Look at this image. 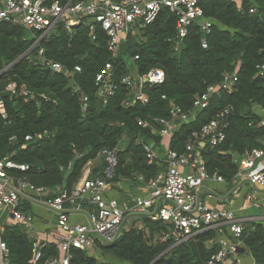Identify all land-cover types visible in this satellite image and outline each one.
<instances>
[{"label": "trees", "instance_id": "trees-1", "mask_svg": "<svg viewBox=\"0 0 264 264\" xmlns=\"http://www.w3.org/2000/svg\"><path fill=\"white\" fill-rule=\"evenodd\" d=\"M203 7L213 22L210 33L196 23L179 39L177 15L163 7L152 23L129 30L115 57L100 28L97 39L92 40L87 18L71 32L59 21L36 45L37 38L25 27L0 22V71L10 66L0 74V96L7 110L6 117L0 114V157L11 153L17 162L30 164L29 170L18 175L54 190L61 185L72 188L85 168L100 160L104 147L119 149L114 181L140 174L154 177L158 167L147 162L145 144L159 142L160 136L141 128L138 119L170 118L171 102L189 111L195 96L207 85L218 84L225 72H237L233 92L214 97L195 120L184 122L175 131L171 142L172 149L183 151L194 129L214 118L220 108L234 105L225 141L203 149L207 171H217L232 181L237 172L236 155L264 145V126L258 125L264 118V84L256 74L264 48V0H242L241 6L235 0H209ZM50 61L69 71H55ZM107 62L112 63L116 89L105 102L98 95L96 75ZM76 65L81 71H74ZM153 67L165 71V81L145 86L148 102L128 104L131 91L121 82L122 76L133 70L143 74ZM8 81L27 87L33 95H9L4 87ZM82 94L90 98L86 111ZM153 123L159 130V124ZM44 130L48 136L42 139H25ZM14 135L17 140L12 143ZM23 142L27 143L25 149L21 148ZM142 221L141 227L124 231L115 243L99 246L103 259L88 249L76 248L71 264H206L219 248L218 229L178 243L182 236L173 223L151 218ZM2 238L10 247L11 264H49L58 254L55 243H43L38 245L40 257L36 259L37 240L19 223L4 226ZM242 239L256 260H264V220L247 221Z\"/></svg>", "mask_w": 264, "mask_h": 264}, {"label": "built area", "instance_id": "built-area-1", "mask_svg": "<svg viewBox=\"0 0 264 264\" xmlns=\"http://www.w3.org/2000/svg\"><path fill=\"white\" fill-rule=\"evenodd\" d=\"M205 1L209 0H69L65 4L61 0H0V22L25 27L37 38L36 45L59 21H63L64 29L71 32L87 18L90 21L92 40L97 39L96 31L100 28L108 36V49L115 57L118 56L122 40H125L129 30L140 24L152 23L163 7H168L177 15L176 29L179 39L185 38L196 23H199L204 33H210L213 22L205 15ZM203 46H207L206 40H203ZM43 53L44 49L41 48L40 54ZM262 53L263 57L256 65V74L262 78L264 84V48ZM137 58L135 56L134 59ZM50 62L55 71H69L59 62ZM112 68V63L107 62L96 75L98 95L105 102L116 89L111 79ZM74 71H81V66L76 65ZM74 71L70 73L73 75ZM3 72L5 71H0V74ZM165 78V71L159 67H153L143 74L136 70L135 74L122 76L121 82L131 91L132 99L128 104L138 100L148 102L145 86L162 84ZM237 81V72H225L218 84L207 85L205 91L195 96L189 111L171 102L170 118H139L138 125L143 129H151L155 135L168 137L171 141L175 131L184 122L195 120L198 113L208 107L214 97L223 93L231 94ZM4 87L13 97L19 94L33 95L32 91L25 86H19L16 81H8ZM81 100L82 109L86 111L90 98L87 94H82ZM234 113L235 107L232 104L220 108L214 118L192 131L183 151L172 149L168 142L169 147L165 152L167 172L163 176L151 178L148 181L149 195L137 197L132 208L127 210L121 207L118 200L106 198V192L117 174V147L102 149L104 167L100 175L83 178L72 188L63 187L59 191L45 185H36L25 175H18V172L29 170L30 164L17 162L13 159V154H6L0 157V223L5 215H9L17 223L24 224L28 232L33 230V216L26 214L22 207L23 201L32 199L27 198L30 196L26 192L30 190L37 194L35 200L56 214L58 255L49 264H71L73 249L76 248L87 249L115 243L124 234L123 224L129 216L173 223L182 236L178 243L203 231L218 229L221 236L218 240L219 248L210 255L206 264H264V260L258 261L253 257L242 239L245 223L251 218L240 216L227 208L214 209L205 202L202 195L207 190L209 181L226 182L221 173L207 171L203 149L207 146L216 147L225 141ZM0 114L7 116L6 105L1 96ZM153 122L159 124V130L155 129ZM258 125L264 126V118H261ZM46 136L48 132L44 130L34 135L28 134L25 139H42ZM16 140V135L10 137V142L14 143ZM21 148H27V143L23 142ZM145 149L149 164L160 158L152 144H145ZM234 161L237 164L234 177L237 186L229 194H239L241 186L247 183L254 189L246 194L248 204L262 208L264 205L258 203L256 193L264 190V145L239 155ZM186 168L190 171L185 172ZM84 200L95 204L96 211L89 214L86 223H71V211L82 210ZM255 219L264 220V213ZM1 229L3 227L0 224V264H11L10 247L2 238ZM37 244L35 243L34 250ZM243 250L248 252L251 263L246 262ZM39 257L40 252H36V259Z\"/></svg>", "mask_w": 264, "mask_h": 264}, {"label": "crops", "instance_id": "crops-1", "mask_svg": "<svg viewBox=\"0 0 264 264\" xmlns=\"http://www.w3.org/2000/svg\"><path fill=\"white\" fill-rule=\"evenodd\" d=\"M238 6H241L242 0H235ZM132 73H136V70H133ZM173 138V137H172ZM168 142L170 143L171 147V141H169L168 137H162L160 136L159 142L157 140H150L148 143L152 144L153 149L157 152V154L160 156L159 159L155 160L154 162L157 164L158 167V173L151 178L160 177L163 176L167 170L168 165L165 161V152L167 150ZM239 155H236L235 158H238ZM104 167V160L103 157H100V160L96 163H91L88 165L87 168L82 172V175L80 179L77 181L79 183L83 178L93 177L96 175H100ZM72 168V163H69L68 169ZM190 169L186 168L185 172H189ZM94 172V173H93ZM23 176V175H20ZM151 178H146L143 174L137 175L134 178H123L120 180L112 181L110 184V187L108 191L106 192V198L107 199H116L120 203L121 207L124 209H131L132 205L134 204V201L137 197L140 196H148L149 195V189H148V181ZM76 183V184H77ZM65 185H61L57 187L55 190L59 191L61 188H63ZM237 186V182L235 179L232 181H226L224 182H217L216 180H211L207 184V190L202 194L205 202L214 209H220V208H227L229 210L235 211L238 215L244 216V217H250L251 220H256L255 218L261 216L264 213V206L262 208H256L253 206H250L246 200V194L250 193L254 189L248 185L247 183H244L243 186H241V190L239 194L233 195L229 194L230 191H232ZM27 195L32 198L28 199L27 201H23V210L26 214H29L33 216V222L32 227L33 230L28 232L27 228L22 225L27 233L32 237L35 238L34 242V249H35V243H38L36 246L37 251L38 245L43 243H55L56 244V237H57V230H56V214L49 210L47 207L42 206L35 198H37V194L33 191L27 190ZM211 193V194H209ZM257 199H262L264 205V190L258 191L256 193ZM83 209L80 211H71L70 214V222L73 224L76 223H86L89 217V214L91 212L96 211V205L89 202V201H82ZM255 208L260 210L259 213H248L249 209ZM144 217H135V216H129L126 217L124 224H123V231H126L128 229H131L133 227H141L143 225V219ZM254 218V219H253ZM4 229V226L6 225H13L17 224L16 221H14L9 215H5L0 223ZM2 234V233H1ZM221 237V236H220ZM219 237V239H220ZM91 255L95 256L93 252H98L96 255L97 258H102V253L99 249V246L93 247V248H87ZM93 251V252H92ZM248 251V250H247ZM244 252V258L247 263L250 262V258L248 257L247 253ZM58 255V254H57ZM57 257V256H55ZM52 259V258H51ZM50 259V260H51ZM127 264V263H122Z\"/></svg>", "mask_w": 264, "mask_h": 264}, {"label": "rangeland", "instance_id": "rangeland-1", "mask_svg": "<svg viewBox=\"0 0 264 264\" xmlns=\"http://www.w3.org/2000/svg\"><path fill=\"white\" fill-rule=\"evenodd\" d=\"M258 203L259 204H263V200L262 199H259L258 200ZM248 213H250V214H252V213H259L260 214V210H258V209H255V208H251V209H249V212ZM3 232V229H1V233ZM93 252V251H92ZM98 252L96 251V252H93V254H95V257L96 256H98V255H96Z\"/></svg>", "mask_w": 264, "mask_h": 264}, {"label": "water", "instance_id": "water-1", "mask_svg": "<svg viewBox=\"0 0 264 264\" xmlns=\"http://www.w3.org/2000/svg\"><path fill=\"white\" fill-rule=\"evenodd\" d=\"M9 67H10V66H7V67L4 69V71H6Z\"/></svg>", "mask_w": 264, "mask_h": 264}]
</instances>
